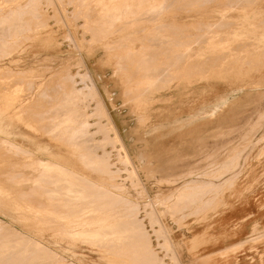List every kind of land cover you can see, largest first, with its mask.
<instances>
[{
  "label": "rangeland",
  "instance_id": "1",
  "mask_svg": "<svg viewBox=\"0 0 264 264\" xmlns=\"http://www.w3.org/2000/svg\"><path fill=\"white\" fill-rule=\"evenodd\" d=\"M0 42V264H264V0H0Z\"/></svg>",
  "mask_w": 264,
  "mask_h": 264
},
{
  "label": "bare ground",
  "instance_id": "2",
  "mask_svg": "<svg viewBox=\"0 0 264 264\" xmlns=\"http://www.w3.org/2000/svg\"><path fill=\"white\" fill-rule=\"evenodd\" d=\"M20 20V19H19ZM23 20V19H22ZM14 21H16V20H14ZM12 23V22H11ZM17 24V23H16ZM2 26V25H1ZM2 28V27H1ZM18 29V28H17ZM15 28H14V32H15ZM20 31H21V29H20ZM8 32V31H7ZM10 33H12V32H10ZM10 35V34H9ZM18 35V34H17ZM13 36V35H12ZM15 36H16V32H15ZM10 37V36H9ZM4 39V38H3ZM2 39V40H3ZM5 40V39H4ZM3 40V41H4ZM2 42H0V44H1ZM6 43V42H5ZM1 45H3V44H1ZM4 46V45H3ZM1 47V46H0ZM3 48V47H2ZM2 48H1V50H2ZM6 48V47H5ZM4 49V48H3ZM152 73V72H151ZM151 73H149V75L151 74ZM153 74V73H152ZM86 76V75H85ZM156 76V75H155ZM86 77H88V76H86ZM89 80V79H88ZM92 81V80H91ZM87 82V81H86ZM87 85V84H86ZM81 92L83 91V92H87L88 94H86L85 96H93V97H98V100H97V112L95 113L96 115H98V116H101V117H104V115L105 114H107L106 113V111L107 110H105V107H106V104H105V102L103 101V99L100 97V94H99V91H98V89H97V87H96V84H94L93 82H92V84H91V86H87L86 88H84V89H81L80 90ZM149 91V90H148ZM78 92V91H77ZM151 92V91H150ZM79 93V92H78ZM77 107V106H76ZM73 108V110L75 109L74 107H72ZM76 111V110H75ZM71 112V111H70ZM76 113H77V115H78V112L76 111ZM79 113H80V111H79ZM73 115V114H72ZM74 115H76L75 113H74ZM81 115V114H80ZM82 115H84L83 114V112H82ZM108 116H109V113H108ZM77 116H75V118H76ZM86 117V116H85ZM73 119H74V117H73ZM81 119V118H80ZM74 120H77V118L76 119H74ZM78 120H79V118H78ZM103 122V121H102ZM74 123V122H73ZM75 123H76V121H75ZM79 123H81V126H78L77 124H79ZM79 123H76V126H78L77 128L79 129V127L80 128H82V132H81V130H80V137H79V134L77 133V135H78V139L80 140V138H81V140L83 141L82 143H87L88 142V144H91V146H92V148L91 149H95L96 148V146H98V144H100V143H95L96 142V140L94 141V138L95 137H93V135L92 134H88L87 133V131L89 132V128H90V126H91V124L88 122V121H86L85 123H83V122H79ZM69 125H70V123H69ZM67 126V125H66ZM56 129H57V127H55ZM60 127H58V129H59ZM102 128L103 127H101L100 128V130H99V132H102L103 130H102ZM55 130V129H54ZM54 130H53V132H54ZM65 130V129H64ZM63 130V131H64ZM68 130H70L69 128H68ZM72 130V129H71ZM52 131V130H51ZM56 131V130H55ZM59 131H61V128H60V130ZM62 131V132H63ZM65 132H67V131H65ZM58 133V132H57ZM83 133V134H82ZM63 134H66V133H64L63 132ZM72 136V135H71ZM64 137V136H63ZM73 137H74V133H73ZM60 139V138H59ZM58 139V140H59ZM69 140H71V139H69ZM106 141V144H108V143H111V142H113V143H115V142H117V137H115V138H108V136L106 137V139H105ZM75 142V141H74ZM89 142H91V143H89ZM88 144H83L85 147L88 145ZM10 145H12V144H10ZM90 146V145H89ZM14 147H17V146H14ZM105 146H103V148H104ZM90 148V147H89ZM27 154H30V155H32L31 154V152L28 150V152H27ZM107 155H109V153H107L106 151L103 153V156H107ZM239 159V158H238ZM128 160H129V163L130 164H132V162L130 161L131 159H127L125 162H128ZM239 161V160H238ZM106 162H109L106 158H101V159H99V163L100 164H102V167H103V164L104 165H106V166H109V165H107V163ZM97 165H98V163H97ZM101 166V165H100ZM111 166V165H110ZM228 166H231L232 167V169L234 170V175H236V172L239 170V168H240V162H236L235 163V165H234V163L232 164H229ZM104 168V167H103ZM136 170V167H134V171ZM4 171H6V170H0V185L5 189V188H8V189H10V190H12L13 191V193H17V194H19L20 193V191H22V189H24V188H26V185H23L22 184V179L20 178V180H16L18 177L16 176V178H12V177H9V176H6L4 173ZM9 172V171H8ZM23 172V177H25V178H31L33 175H35L38 171L37 170H35V171H30V170H28V169H26V170H23L22 171ZM35 173V174H34ZM115 173V172H114ZM16 174V173H15ZM111 174H112V172H111ZM19 176H20V174H18ZM237 176V175H236ZM76 179H78L84 186H86V187H92V188H94L92 191H90V192H88L86 195H85V199H87L88 198V201L87 200H85V202H84V206H88L89 208H92V207H95V206H97V208L99 207V208H103V207H107V206H112V205H114V204H126L129 208H135V209H137V208H139L137 205H134V204H130V203H128V202H126V201H122V200H119V199H117L116 197H114V194H112L111 192H109L108 191V189L107 188H104V187H102V186H95V187H93L89 182H87V181H85L86 180V178L85 177H83V176H80V177H76V176H74ZM49 182V181H48ZM53 182V181H52ZM77 186V185H76ZM187 186V185H186ZM185 186V187H186ZM1 189V188H0ZM55 189V188H54ZM87 192V191H86ZM67 193V192H66ZM65 194V193H64ZM69 194V193H68ZM84 194V193H83ZM83 194H82V196H83ZM70 195V194H69ZM18 198V197H17ZM84 198V197H83ZM90 199V200H89ZM82 200V199H81ZM3 201H5V200H3ZM6 201H8V200H6ZM11 201V200H10ZM16 201V200H15ZM47 200H42L41 202L42 203H44L45 205H46V202ZM50 202V201H49ZM51 202H53V201H51ZM69 203H73V202H69ZM68 203V204H69ZM80 203V202H79ZM83 203V201H81V204ZM6 204H8V203H6ZM24 204V203H23ZM75 204H77L76 203V201H75ZM201 204V203H200ZM51 205V204H50ZM72 205V204H71ZM30 206H32L31 204H30ZM42 206V205H41ZM80 206H82V205H80ZM79 206V207H80ZM26 207V206H25ZM122 207V206H121ZM20 208H22V207H20ZM35 208V207H34ZM42 209V208H41ZM40 208H39V210H41ZM74 209V208H73ZM76 209V208H75ZM82 209V208H81ZM134 209V210H135ZM30 210V209H29ZM32 210V209H31ZM36 210H37V208H36ZM35 210V211H36ZM69 209H67V211H68ZM72 210V209H71ZM35 211H32V213L33 212H35ZM48 211V210H47ZM50 212L53 214V212H52V210L50 209ZM49 212V213H50ZM76 212H80V209H79V211H76ZM131 213H130V218L127 220L126 218V221H122V222H120V224H119V222H117L118 223V225L117 226H115V225H113V226H107L105 229L104 228H102V230H106L107 231V234H106V236H105V238L108 240V238H109V243H110V241H111V238L114 240V242H113V240H112V242L111 243H121V242H123V240H125L123 237L124 236H127V237H131V238H137V236L139 237V238H141V233H144L145 232V230H144V226H143V221H142V219H139V216H138V213L136 214V213H134L133 211H130ZM48 213V212H47ZM47 213H45V214H47ZM48 213V214H49ZM50 213V214H51ZM68 213V212H67ZM70 213H72L71 211L68 213V214H70ZM56 214V213H55ZM54 214V215H55ZM63 214H65V211H64V213ZM63 214H61L60 213V216H59V218H61V215H63ZM73 214H75V213H73ZM53 215V216H54ZM57 215H59V213H57ZM71 215V214H70ZM77 216V215H76ZM71 217V216H70ZM73 217V216H72ZM79 217V216H78ZM126 217V216H125ZM127 217H129V216H127ZM71 219V218H70ZM72 222V221H71ZM111 223V222H110ZM109 223V224H110ZM123 228H126V230H123ZM0 229H1V227H0ZM95 229V228H94ZM3 230V229H2ZM1 233H2V231H0ZM4 232V231H3ZM6 232V231H5ZM84 232V231H83ZM83 232H81V235H82V237H80V236H78L77 237V239L79 238V239H81V238H83L84 239V237H85V235H86V237H85V239L86 240H90V241H92L93 239L92 238H90V237H88L87 238V236H88V234H89V231L87 232V234L86 233H84L83 234ZM91 232V231H90ZM76 234V233H75ZM3 235V234H2ZM8 235H9V233H8ZM11 235V234H10ZM64 235V234H63ZM72 235H74V234H72ZM78 235V233L76 234V236ZM102 234H98L97 235V237H100ZM108 235V236H107ZM144 235V234H143ZM17 235H15V241H16V238H18V237H16ZM10 237V236H9ZM68 237V236H67ZM5 239H6V237H4ZM10 239L11 238H7V241L9 240L10 241ZM82 239V240H83ZM84 239V240H85ZM116 239V240H115ZM127 239V238H126ZM18 241V240H17ZM102 240L101 239H98V242L97 243H100ZM1 242H2V240H1ZM1 242H0V245H1ZM11 242H12V240H11ZM14 242V241H13ZM23 242V241H22ZM66 242H68V241H66ZM81 242V241H80ZM85 242V241H84ZM15 243V242H14ZM18 243H20V241H18ZM12 244V243H11ZM21 244V243H20ZM30 244V243H29ZM39 244V243H38ZM8 245V244H7ZM22 245H23V243H22ZM27 245H28V240H27ZM4 247H5V245H3ZM10 246V245H9ZM15 246V245H14ZM38 246H40V245H38ZM37 246V247H38ZM3 247V248H4ZM19 247H20V245H19ZM25 247H26V245H25ZM28 247H29V245H28ZM28 247H26V248H28ZM35 247V246H34ZM40 247H42V246H40ZM2 248V246H1V252H3V250L5 249H3ZM7 248V247H6ZM17 248V247H16ZM9 250H10V248H8ZM11 249H12V246H11ZM23 248L21 247V250H22ZM47 249V248H46ZM46 249L44 250L43 248H42V250H44L45 252H46ZM7 250V249H6ZM13 250H14V248H13ZM18 249H16V251H17ZM21 250H20V253H21ZM26 251L28 250V249H25ZM8 251V250H7ZM39 251V250H38ZM146 251V250H145ZM0 252V256H1V254L3 255V253H1ZM9 252V251H8ZM15 252V251H14ZM36 252V255L38 254L39 255V253H37V250L35 251ZM35 252H34V256H32V257H35L36 255H35ZM50 252V251H49ZM5 253L6 252H4V257H5ZM11 253L13 254V251L11 252V250H10V255H11ZM23 255L25 254V251L23 250ZM27 253V252H26ZM30 253H31V250H30V252H29V255H30ZM42 253V252H41ZM14 255V254H13ZM12 255V256H13ZM16 255H17V253H16ZM16 255H15V258H16ZM28 255V254H27ZM53 255V254H52ZM44 256H45V254H44ZM3 257V258H4ZM20 257V256H19ZM19 257H17V258H19ZM31 256H30V258H32ZM37 257V256H36ZM39 257H40V255H39ZM54 257V256H53ZM56 257V256H55ZM9 258V257H8ZM1 259H2V257H1ZM10 259H11V257H10ZM40 259V258H39ZM47 259V258H46ZM54 259V258H53ZM28 260V259H27ZM57 260V259H56ZM61 260V259H60ZM0 261H2V260H0ZM4 261H5V259H4ZM8 261V260H7ZM11 261H12V259H11ZM17 260H15V262H16ZM35 261V260H34ZM6 262V261H5ZM24 262V261H23ZM26 262V261H25ZM27 262H29V261H27ZM17 263V262H16ZM31 263H32V261H31ZM34 263H36V262H34ZM3 264H4V262H3ZM9 264H11V262L9 263ZM23 264V263H22ZM25 264V263H24Z\"/></svg>",
  "mask_w": 264,
  "mask_h": 264
}]
</instances>
